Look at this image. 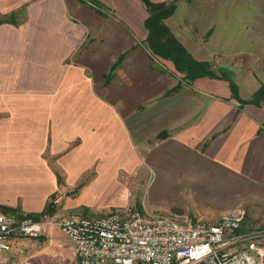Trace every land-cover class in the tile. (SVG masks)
<instances>
[{
    "label": "crops",
    "instance_id": "1",
    "mask_svg": "<svg viewBox=\"0 0 264 264\" xmlns=\"http://www.w3.org/2000/svg\"><path fill=\"white\" fill-rule=\"evenodd\" d=\"M97 1L0 0V210L54 209L0 264H80L59 222L130 213L138 171L165 200L148 214L242 209L244 229L264 228V101L250 102L264 87V0H151L176 2L165 22L245 103L228 79L185 80L152 53L144 0Z\"/></svg>",
    "mask_w": 264,
    "mask_h": 264
},
{
    "label": "built area",
    "instance_id": "2",
    "mask_svg": "<svg viewBox=\"0 0 264 264\" xmlns=\"http://www.w3.org/2000/svg\"><path fill=\"white\" fill-rule=\"evenodd\" d=\"M0 210V254L13 238L40 236L43 220ZM242 209L218 221L165 213H72L59 223L80 264H264V228L244 229Z\"/></svg>",
    "mask_w": 264,
    "mask_h": 264
},
{
    "label": "trees",
    "instance_id": "3",
    "mask_svg": "<svg viewBox=\"0 0 264 264\" xmlns=\"http://www.w3.org/2000/svg\"><path fill=\"white\" fill-rule=\"evenodd\" d=\"M98 2L97 0H92ZM150 13L146 20V26L149 30L148 44L152 53L157 57L171 61L178 72L184 73L183 79L195 80L202 76L224 77L229 80L233 96L240 102L245 103L239 95V88L234 79L228 72L223 71L226 75H221L219 70L213 68L212 63L208 60L196 59L185 47V45L176 37L171 27L165 22V19L172 15L176 9V2H153L144 0ZM180 87L176 85L174 89ZM173 89V90H174ZM264 101V87L262 86L255 92L250 102L260 103ZM3 211L12 212L19 216H24L18 208L3 205ZM52 203L42 212L26 213V216L39 218L43 214L53 213Z\"/></svg>",
    "mask_w": 264,
    "mask_h": 264
},
{
    "label": "rangeland",
    "instance_id": "4",
    "mask_svg": "<svg viewBox=\"0 0 264 264\" xmlns=\"http://www.w3.org/2000/svg\"><path fill=\"white\" fill-rule=\"evenodd\" d=\"M143 173L144 172H142L141 174H143ZM141 174H140V171H138L136 176L130 180V182L133 183V191L129 193L130 195L127 194L128 195L127 200L129 201V203H128L129 209L128 210L131 212L140 211L142 213H146V211H144V209H143L144 204L147 206H150L154 203L162 204L165 200L164 199L161 200V199H158L155 197H154V199L151 198L152 194H154L155 190H152L150 193L145 190L147 183H145V181H144V178H143L144 175H141ZM121 175L129 178L127 171L122 170ZM127 200H126V202H127ZM116 211H118V210H116ZM154 213H162V212L154 211ZM165 214L176 216L174 213H165ZM220 216H218L217 218H214V219L211 218L208 220L215 222L219 219ZM179 218L180 219H186V218L191 219L190 217H186V216H180ZM247 222L250 224L251 219H248ZM263 227H264V224H263ZM113 264H116V263H113Z\"/></svg>",
    "mask_w": 264,
    "mask_h": 264
},
{
    "label": "water",
    "instance_id": "5",
    "mask_svg": "<svg viewBox=\"0 0 264 264\" xmlns=\"http://www.w3.org/2000/svg\"><path fill=\"white\" fill-rule=\"evenodd\" d=\"M167 135V131L166 130H162L160 133V137H165Z\"/></svg>",
    "mask_w": 264,
    "mask_h": 264
}]
</instances>
